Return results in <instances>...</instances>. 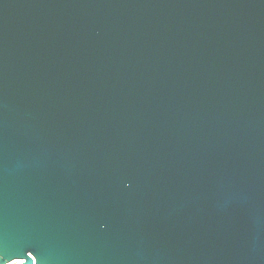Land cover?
<instances>
[{"label": "water", "instance_id": "1", "mask_svg": "<svg viewBox=\"0 0 264 264\" xmlns=\"http://www.w3.org/2000/svg\"><path fill=\"white\" fill-rule=\"evenodd\" d=\"M264 264V0H0V264Z\"/></svg>", "mask_w": 264, "mask_h": 264}, {"label": "built area", "instance_id": "2", "mask_svg": "<svg viewBox=\"0 0 264 264\" xmlns=\"http://www.w3.org/2000/svg\"><path fill=\"white\" fill-rule=\"evenodd\" d=\"M23 262H24V260L18 259V260H14V261L7 263V264H22Z\"/></svg>", "mask_w": 264, "mask_h": 264}]
</instances>
